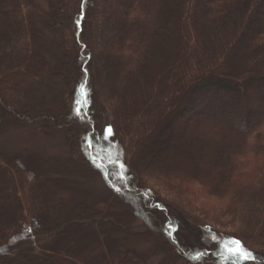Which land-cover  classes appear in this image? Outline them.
<instances>
[{
  "label": "trees",
  "instance_id": "trees-1",
  "mask_svg": "<svg viewBox=\"0 0 264 264\" xmlns=\"http://www.w3.org/2000/svg\"><path fill=\"white\" fill-rule=\"evenodd\" d=\"M72 3L63 0L58 7L52 2L50 27L59 37L60 52L50 62L34 49L39 35L24 0H0V131L26 120L45 130L68 122L73 84L69 74L78 70L73 102L87 109L107 107L126 131L135 128L130 147L112 125L113 138L119 136L113 154L127 181L143 184L135 183L137 167L148 160L144 179L157 181L165 175L179 188L195 184L206 201L227 216L223 222L233 225V240L225 243L227 233L214 232L204 248L185 256L177 244L178 231L166 220L165 242L175 245L179 254H171L165 264H264V0H78L69 44L62 17ZM85 32L93 52L82 42ZM93 59L90 85L87 66ZM49 76L61 81L57 86L41 82ZM99 86L105 94L97 91ZM193 112L200 118L189 123ZM168 118L174 125H165L161 135L145 131L150 124L160 130ZM89 119L79 122L84 146L93 130ZM86 151L85 165L102 175L114 198L135 199L132 207L143 221L158 225L145 211L163 210L152 203L155 192L125 189L120 170L112 164L114 178L121 180V186L115 185L105 167ZM17 158L0 152V264L89 260L79 245L61 246L58 235L65 229L60 226L71 228L77 222L73 215L58 222L50 213L47 196L59 181L50 179L47 184ZM171 196L174 206L199 209L194 202ZM125 212H118V220ZM194 223L210 232L208 226ZM235 241L250 254L248 259L235 253ZM113 253L120 264H147L135 252L118 254L114 248Z\"/></svg>",
  "mask_w": 264,
  "mask_h": 264
},
{
  "label": "rangeland",
  "instance_id": "rangeland-1",
  "mask_svg": "<svg viewBox=\"0 0 264 264\" xmlns=\"http://www.w3.org/2000/svg\"><path fill=\"white\" fill-rule=\"evenodd\" d=\"M75 1L78 3V0ZM75 1L73 0L72 5H69L67 8L68 13H64L62 17L65 38H68L69 44L72 40V31H74L73 20L79 9L78 6L74 4ZM52 2H54L55 6L60 7L63 0H24V10L35 19V27L37 35H39V40H36L38 41L36 43L37 47H34V49L41 51V57L50 62L53 60V57L59 56L58 54L60 52L59 37L56 36L57 34H54L53 29L50 27L51 19L49 13L54 8ZM69 14L72 17H70L71 19L68 17ZM86 37L89 38V42ZM82 38V42L86 45L84 46L88 48L89 52L90 50L93 52L90 45V35H86L85 32ZM77 46L80 48L78 44ZM76 60L79 61V58ZM81 65L82 62L80 61V67ZM95 66L94 59L89 62L87 66L90 72V85L92 83L91 75L96 68ZM69 77L73 78V84L72 88H70L72 92L70 93V107L72 113L68 122L48 127V129L45 130L43 126L33 125L32 121L26 120L23 125H10L0 131V152L2 154L7 157H18L19 164H24L38 179L48 181L47 184H49L50 179H57L59 181L60 184L58 183L53 189L51 188V193L49 197L47 196L50 213L58 222H63V220L70 215H73V220L77 222V225H72L71 228L66 227L67 229L63 225L60 226V228L56 226L59 229H65L61 235H58L62 236L61 246H66L68 244L70 246L79 245V247L83 249L85 255L90 257L88 258L89 260H85V262L79 259L82 261V264H92L94 260H97L101 264H120V262L116 260V256H114V248H116L118 254L135 252L141 259L146 261L147 264H165L167 258L171 254L174 252H176L177 255L179 254V252L176 251L177 247L175 245L165 242L163 225L166 220L176 228V232L178 231L176 233L177 244H180L183 252H185V256L187 254L190 255L191 250L204 248V241L214 237V232L221 231L224 234L227 233L224 239L225 243L229 240H233L230 239L231 237H236L231 230L233 225L223 222L227 216H224L222 210H219L218 207L209 204L206 201L207 196L196 187L195 184L188 187L185 184V186L179 188L170 180V176L166 177L165 175L163 177H157V181L150 177L144 179L145 167L148 160H144L140 168L137 167L138 176L135 177V183L141 180L144 182V185L141 182L136 185H134V181L130 182L129 180L128 182L126 172L123 170L122 165L115 161L113 154V145L115 144V139L119 136L116 134V138H113L112 125H115V129L120 137H125V139L129 141L130 147L132 145V139L129 138V136L131 133L135 134V128L133 129L134 131H126L125 125L116 122L107 107H104V109H102L103 107H91L87 109V105L86 107H82L80 103H74L72 98L75 95L74 84L79 80L78 70L73 74H69ZM44 81L48 85L53 86L54 84L57 86L61 80L57 76H49L48 79H41L42 83H44ZM2 90L3 92L6 91L4 86ZM97 91L101 95L105 94L103 86H99ZM36 110L37 114H41L38 111L39 109ZM260 110L261 109H256L258 113ZM193 113L188 114L187 119L188 121L190 120L189 123L199 120L200 118L195 112ZM87 117L90 118L89 122L93 130L91 129L92 132L88 134V140L84 146V141L82 139L83 134L81 133L84 127H82L79 122ZM169 119L170 118H168V120ZM36 122L38 123V121ZM41 122L42 121H39V125ZM165 125L169 128L174 125V122H171V120L167 121V123L165 122L162 124L160 130L150 124L145 127V131L149 134L152 133L151 135H161ZM109 129L111 130L110 132ZM234 129L238 133L243 132V130H240L238 127H234ZM143 142L144 141L141 143ZM86 149L96 157L102 167H105L110 180L113 181L115 185L121 186V180L116 181L114 178L110 168L112 164L117 165L118 170H120L123 183L125 181V189L127 186L132 193H134L137 188H142L143 190L147 188L155 192L156 198L154 202H151L154 204H161L163 206L162 211L164 212L154 211L155 213H151L147 209L145 211L149 214L150 218L157 219L154 220V223L158 222V225L154 224L152 227L143 221L141 215H139L138 212L136 213V210L132 207L131 202L134 203L135 199L132 200L131 198L123 197H119L120 199L114 198L113 191H111L102 175L94 168H89L85 165V158L88 155ZM155 168H157V166ZM164 173L166 174L165 170ZM171 194L182 199V201L196 203L199 205V209L195 210L193 208L174 206L171 202ZM92 204H95L93 208H91ZM109 205L112 206L109 208ZM94 209L96 211H94ZM100 209H102V211H99ZM119 211H126L125 216H123L121 220H118L120 218ZM160 212L162 213L161 215L159 214ZM210 213L214 215L220 214V216L213 217L212 215H208ZM87 214H89V216H87ZM90 220L92 223H89ZM197 221L200 222L201 226H208L210 232H202L203 229L199 224L195 226L196 223L194 222ZM86 222H88V224ZM139 223L140 227L137 228ZM117 225L120 226L119 231L115 229ZM223 225L225 227H222ZM90 228L95 229L90 231ZM123 228L127 230H123ZM134 232H136V234ZM154 241L157 244H154ZM211 247L213 248V246ZM64 252H66V254L69 253L67 250H64ZM68 259L70 260L69 257L67 260ZM182 263L191 264V262L188 261H183Z\"/></svg>",
  "mask_w": 264,
  "mask_h": 264
},
{
  "label": "snow or ice",
  "instance_id": "snow-or-ice-1",
  "mask_svg": "<svg viewBox=\"0 0 264 264\" xmlns=\"http://www.w3.org/2000/svg\"><path fill=\"white\" fill-rule=\"evenodd\" d=\"M111 130L109 129V132H110ZM234 243H236L237 244V248L235 249V253L236 254H239V255H241V257L243 258V259H248L249 258V256H250V254H246V253H244L243 251H242V249L239 247V241H235Z\"/></svg>",
  "mask_w": 264,
  "mask_h": 264
}]
</instances>
